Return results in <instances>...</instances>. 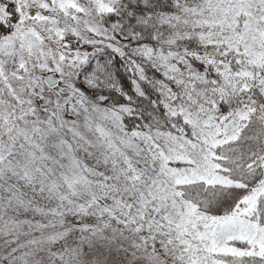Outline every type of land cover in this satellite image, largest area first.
Here are the masks:
<instances>
[{"label":"snow or ice","instance_id":"1","mask_svg":"<svg viewBox=\"0 0 264 264\" xmlns=\"http://www.w3.org/2000/svg\"><path fill=\"white\" fill-rule=\"evenodd\" d=\"M0 264H264V0H0Z\"/></svg>","mask_w":264,"mask_h":264}]
</instances>
